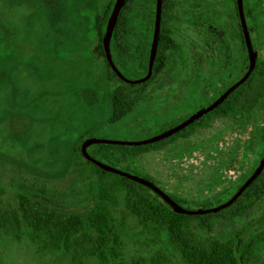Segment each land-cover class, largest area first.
<instances>
[{
    "label": "rangeland",
    "instance_id": "374dc122",
    "mask_svg": "<svg viewBox=\"0 0 264 264\" xmlns=\"http://www.w3.org/2000/svg\"><path fill=\"white\" fill-rule=\"evenodd\" d=\"M77 2L85 9L80 10ZM110 3L111 0H0V42L8 39L10 29L20 35L16 39L19 48L0 53V206H15L20 187L31 183L55 206L78 213L91 209L100 183L108 188L114 181L98 178L92 169L79 163L75 159L78 146L88 139L146 140L197 108L195 101L184 102L188 93L181 89L168 93L169 87L180 84L185 88L193 78L183 74L178 55L168 52L167 65L131 112L117 122L110 121L108 92L116 83L106 81L103 59L89 54L96 45L93 35L84 36L91 31L95 10L103 13ZM134 3L135 0L131 4L132 26L136 23ZM219 4L222 16L230 17L232 4L228 0H219ZM250 6L262 9L264 1H251ZM76 17L81 26L65 22ZM230 18L235 21L233 12ZM260 23L264 27V18ZM234 29L233 25L231 31ZM180 34L195 43L194 46L186 39L183 44H187L179 42L183 53L186 48L194 54L204 52L200 77L205 81L218 75L220 65L226 67L227 81L217 83L218 90L241 76L245 66L239 69L243 56L237 39L225 35L224 51L220 42H202L196 31L184 30ZM261 34L258 42L264 41ZM133 35L128 38L132 40ZM72 40L87 47L83 52L87 58L77 60L83 53L75 45L70 46ZM42 55L52 57L50 71L41 66L38 59ZM113 56L125 78H140L132 51L131 59L128 53V57ZM177 107L180 108L174 111ZM206 127L135 157L117 149H111L110 154L100 153L97 145H90L87 153L116 170L148 180L182 207L211 208L233 194L261 157L264 105L260 103L249 115L215 118ZM215 196L217 200H213ZM116 198L117 205L111 212L120 245L114 246L115 255L105 249L106 264H187L164 231L141 224L124 208L121 190ZM19 227L0 233V264H74L71 252L61 253L46 242L33 241L29 229L24 224ZM210 234L222 241L239 240L240 251L249 264L260 263L264 257V195L247 216L215 219ZM92 246L91 242L85 245L87 253L80 259L82 264H99L90 252Z\"/></svg>",
    "mask_w": 264,
    "mask_h": 264
},
{
    "label": "trees",
    "instance_id": "16d2710c",
    "mask_svg": "<svg viewBox=\"0 0 264 264\" xmlns=\"http://www.w3.org/2000/svg\"><path fill=\"white\" fill-rule=\"evenodd\" d=\"M133 2L134 0H125L118 15L117 23L110 40V51L112 55L113 50L118 48H121L123 54L126 53L121 39L126 38V30L130 23L132 10L131 4ZM113 3L114 0H111L109 8L103 13L96 12L97 10H95V14L92 12L94 16L92 18L91 31L90 33L84 34V36L93 35L95 38L96 45L90 54L93 57L103 59L106 81L116 83V86L108 92L111 106L110 121L112 123L121 120L135 107L141 99L145 88L158 77L167 65V53L172 51L180 54L181 52L179 50L182 49L181 45L175 39L170 38L166 25L168 2L167 0H162L161 26L152 76L142 84L130 85L124 83L108 68L101 46V38ZM228 3L232 4L231 15L233 12L236 18L235 0H228ZM243 6L246 11L248 8V0H243ZM77 7L80 10L85 9L84 5L80 2H77ZM262 18H264V8L253 9L252 24L248 27V31L253 50L257 53L254 69L247 79L211 113L199 121L188 125L180 133L171 138L143 146L95 144L98 146V151L100 153L110 154L111 149H117L135 157L147 151L158 150L177 136L186 138L194 130L199 127L201 128L206 120L212 116L228 115L233 118L235 114L237 117L241 114L245 116L249 108H255L260 103L264 105V41L258 42L260 33L264 35V27L260 23ZM65 22L68 24L79 23L81 26L78 18L66 19ZM9 31L10 33L5 31L9 33L8 39L0 42V53L7 49L10 50L11 48L20 47L18 45L19 43L16 42V39H20L19 33L16 35L13 29ZM220 32L221 36L227 34L231 40H238L240 52L243 56L242 61L239 63V69L242 68L241 66L246 67L247 55L239 23L232 31L230 28L222 25ZM75 43L72 40L70 46L74 47ZM221 47L222 50H226L223 39L221 40ZM225 69L226 67L222 65L221 70ZM243 73L244 69L242 68L240 75L242 76ZM222 76H224V73H222ZM232 83L228 84L225 88ZM204 126L208 125L205 124ZM75 153V159L79 163L92 169L98 175V178L109 177L114 181L112 186L108 188H104L101 185L102 183H100L98 187L99 195L92 208L86 209L81 213L60 208L43 198V193L35 188L33 184L29 183L20 187L15 196V206H0V233L6 229L16 231L20 228L19 226L21 224H24L30 231L31 240L41 241L42 244L46 242L48 246L60 250L61 253L68 254L71 252L74 264H82L80 259L87 253L84 247L91 242L94 246H92L90 252L97 257L99 264H106L107 257L104 253L105 249H109L115 255L114 246L119 248L120 245L119 234L115 229V221L111 211L117 205L116 197L121 190L123 192L124 208L141 224L151 227V229L156 231H164L170 244L179 252L181 258L187 264H249L244 254L240 251L239 246L241 242L239 240L222 241L210 236V232L215 219L247 216L255 202L260 200L264 195V168L243 193L224 210L214 214L188 216L172 212L169 207L161 203L160 199L147 188L126 178L102 171L91 164L82 157L80 146L76 148ZM213 200H217V196ZM175 201L177 203L179 202L178 200ZM203 232L206 234H203ZM258 264H264V257Z\"/></svg>",
    "mask_w": 264,
    "mask_h": 264
},
{
    "label": "flooded vegetation",
    "instance_id": "af4514ba",
    "mask_svg": "<svg viewBox=\"0 0 264 264\" xmlns=\"http://www.w3.org/2000/svg\"><path fill=\"white\" fill-rule=\"evenodd\" d=\"M251 1H253V0H248V8L246 11H245L244 6H243L244 19H245V24H246L247 30H248V27L252 24L253 8L250 6ZM167 2H168L167 18H166L167 19V22H166L167 29L169 30L170 38L175 39L178 43L181 42L183 44V42H184L183 40L186 39L188 42H190L191 44H193L195 46L194 40L192 38H189L187 36H183L184 39L181 38L182 36H180V35H183V34H180V31H184V30H192L194 32L196 31L197 32L196 35L198 37L202 38V42H205V40H206L208 42H220L221 43V40L225 38V35L227 36V34H224V36H221L220 29H221L222 25H224V27H226V28L231 29L233 27V25L236 28V25L239 23L237 10H236V18L234 17L235 18L234 22L232 21V18H230L231 15H230V17L226 16V18L222 16V10H221V6L219 4V0L218 1L217 0L211 1V2H209L207 0H167ZM134 7H135V9H133L134 10V13H133L134 17L133 18H136V23H135V25L132 26L131 20H130V23L128 24L127 30H126V38L121 39L126 53L123 54L121 48L113 50L114 51L113 53L117 54V56H119V58H122V57H120V55L121 56H125V55L127 56V53H128V56L131 59L130 51H132L135 55L134 56V58H135V61H134L135 69L141 73L140 74L141 75L140 78H141L146 74V71H147L149 49H150L152 32H153V24H154L155 0H135ZM235 8H236V4H235ZM161 10H162V8H161ZM239 25H240V23H239ZM160 26H161V20H160ZM133 28H134V30H133ZM148 30H149V33L147 32ZM240 30H241V28H240ZM132 33L135 35H133L132 40H131V38H128V36L132 35ZM127 39H130V40H127ZM184 44H187V43H184ZM119 45H120V43H119ZM75 48L80 53L86 52V49H87L86 46H83V45L80 46V45H78L77 42L75 43ZM192 52L193 51L190 48H186V53H183V49H181L180 54L179 53L176 54V53L171 51L172 54L178 55L180 62L183 65V70H182L183 74H185V76H187L188 78H190L188 76V74H191V78L192 77L193 78H192V81L189 83L190 85H187V87L184 88L180 84L178 86H171L168 88L169 89L168 93L171 92V93L175 94L177 89H181V92H184L185 94L188 93L187 99L185 100L183 98L182 100H185L184 102L195 101V104H197V108L194 109L191 113L185 114L183 117H179L180 119L177 123L174 122V124H172L173 121H171L170 127L168 129L180 124L181 122L186 120L189 116L195 114L199 110L206 108L208 105H210L212 102H214L229 87L228 86L227 88H224L221 90H218L215 87V85L217 83H219V82L223 83L224 80H225V82L227 81L226 75L224 74V76H222V73H225V70H221L222 65H220V67L218 69V71H219L218 75L211 77V78L208 77L209 79L207 81H205L203 79V77H200V72L202 70V64L204 61V52L200 51V50H198V54H194ZM144 53H146L145 61L143 59ZM80 56H81L80 59L87 58V55H84V53H83V55L80 54ZM111 56H112V59H113V62L115 64L116 68L119 70L118 63L114 60V56L112 54H111ZM123 59H126V58H123ZM38 60L41 64L42 68L46 69L47 71H50V67L52 65L51 62H53L51 56L42 55L39 57ZM59 65L60 64H58L57 66H59ZM108 68L110 69L109 66H108ZM152 68H153V66H152ZM141 69H143L144 71H140ZM110 71L113 72L111 69H110ZM172 71L173 70H171V73H172ZM119 72H120V70H119ZM151 76H152V73H151ZM151 76H150V78H151ZM172 78H174V77H172ZM156 80H157V78L153 82H155ZM183 82H184V80L181 79L180 83H183ZM205 84H208L207 87L205 86ZM207 90H208V92H210V94H206ZM190 94H191V96H190ZM210 95H212V96H210ZM181 105L182 104H180V106ZM179 108L180 107L175 108L174 111H177ZM252 109H254V108H249L246 115H249V113ZM212 111L208 112L207 114L211 113ZM207 114L201 116L200 118L196 119L192 123L199 121L200 119H202ZM219 117L233 119V117L228 116V115H216V116H212L209 119H207L206 122L204 120V122H205L204 124H206V125L212 124L214 119L219 118ZM201 129H207V127L205 128V126L204 127L202 126ZM182 130H180L177 133L169 136L168 138L176 136ZM191 135H192V133H190V135H188V136H191ZM178 138L182 139L183 137L177 136L174 139H178ZM263 153H262V155H263ZM262 155H261V157H262ZM261 157L259 158L256 166L258 165ZM256 166L254 167V169L256 168ZM252 171H251V173H252Z\"/></svg>",
    "mask_w": 264,
    "mask_h": 264
},
{
    "label": "water",
    "instance_id": "95a60500",
    "mask_svg": "<svg viewBox=\"0 0 264 264\" xmlns=\"http://www.w3.org/2000/svg\"><path fill=\"white\" fill-rule=\"evenodd\" d=\"M124 1L125 0H114L113 6L110 10V13H109L106 25H105L104 33L101 38V46H102L104 58H105L107 65L110 67V69L113 71V73L116 75L118 79L130 85L142 84L150 78L151 73H152V66H153L156 51H157L159 33H160L162 0H155L154 24H153V32H152L150 49H149L147 71L143 77L136 79V80H129L125 78L119 72V70L116 68L113 62L111 52H110V40L112 37L114 27L116 26L117 18L120 13V10L124 5ZM235 4H236V10L238 14L239 23H240L242 39H243V43H244L245 51L247 55V66L245 67L243 75L235 83L229 86L214 102H212L206 108H203L199 110L198 112H196L195 114L189 116L186 120H184L180 124L170 129L161 131L160 133L156 134L155 136L149 139L137 141V142H124V141H113V140H103V139H88L84 141L80 146L82 157L85 160L95 165L102 171L126 178L130 181H133L147 188L149 191H151L153 194H155L160 199L161 203L169 207L170 210L176 214H182V215H188V216L205 215V214H210V213L214 214L230 206L243 193V191L259 176V174L263 170L264 153L258 165L256 166V168L252 171V173L246 178V180L239 186V188L233 193V195L229 199H227L226 201H224L223 203L215 207L206 208V209H191V208H185L179 205L175 200H173L170 196H168L166 193H164L162 190H160L157 186H155L153 183L149 182L148 180L143 179L138 176L128 174L120 170H116L108 165H105L95 160L87 153V148L90 145H95V144L117 145V146H143V145L153 144L161 140H164L168 138L169 136L182 130L183 128L191 124L196 119L212 111L214 108L220 105L237 87H239L247 79V77L250 75V73L254 69L256 59H257V53L253 50L251 38L247 30L246 24H245L244 12H243V0H235Z\"/></svg>",
    "mask_w": 264,
    "mask_h": 264
}]
</instances>
